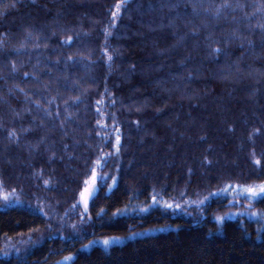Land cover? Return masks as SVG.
<instances>
[{
  "label": "trees",
  "instance_id": "trees-1",
  "mask_svg": "<svg viewBox=\"0 0 264 264\" xmlns=\"http://www.w3.org/2000/svg\"><path fill=\"white\" fill-rule=\"evenodd\" d=\"M261 183L264 0H0V264H264Z\"/></svg>",
  "mask_w": 264,
  "mask_h": 264
},
{
  "label": "snow or ice",
  "instance_id": "snow-or-ice-1",
  "mask_svg": "<svg viewBox=\"0 0 264 264\" xmlns=\"http://www.w3.org/2000/svg\"><path fill=\"white\" fill-rule=\"evenodd\" d=\"M119 7H120V6L118 5V8H119ZM116 15H117V12H114V13H113V17H115ZM106 33H107V30H106ZM71 42H72V38L69 37V39L66 40V41H64L63 43H64V44H70ZM216 52L219 53V49H217ZM69 59H71V57H70ZM111 59H112V57L109 56V61H111ZM25 75H27V74H25ZM97 103H99V101H98ZM97 123H99V121H98ZM257 132H258V130H257ZM121 138H122L121 130H120L119 127H117V128H116V135H115V144L113 145V147L116 149V152H117V153L119 152L120 148L122 147V144H121ZM102 159H105V158H104V157L99 158V159L96 160L95 163H96L97 165H99V164L101 163V160H102ZM254 163H255L256 165H260L261 161H260L259 159H257V160L254 161ZM91 171H92V177H93L92 183H93L94 185H97V186H98L97 177H96V169L93 168ZM115 179H116V178L113 177V180H115ZM46 183H47V182H46ZM86 183H87V182H86ZM94 191H95L94 188H88V187H86V188L80 193L81 199L83 200L84 211H85V213H87V211H88L90 198H91L92 195L94 194ZM245 191H246V193L248 194V199H249V200H255V199H259V198H264V183H261L259 186H250V187H247ZM215 195H217V193H210L208 197H205L204 200H201V201H200V204H203V203L205 202V200H207V199H209L211 196H215ZM151 199H152V203H153V204H155V205H160L161 202H160V200L157 198L156 195H153V196L151 197ZM163 207H164L165 209H168V210H171V209H174V208L177 209V210H179V209L181 208V205L178 204V203L173 204V203H167V202H165V203L163 204ZM125 210H126V209H120V210H117V213H115L114 215L119 214V213H121V212H123V211H125ZM139 211H141V212L147 211V208H142V209H140ZM252 215L255 216L256 213H252ZM215 219H216V221L219 223V222H221V221L223 220V217H221V216H216ZM112 240H119V238H118V237H117V238H112ZM110 242H111V241H110L109 239H105V240L103 241V244H104L105 246H107V245H109ZM89 243L91 244L92 241H89ZM85 247H87V245H85ZM65 259H66V260H70L71 257H70V256H69V257H65Z\"/></svg>",
  "mask_w": 264,
  "mask_h": 264
},
{
  "label": "rangeland",
  "instance_id": "rangeland-1",
  "mask_svg": "<svg viewBox=\"0 0 264 264\" xmlns=\"http://www.w3.org/2000/svg\"><path fill=\"white\" fill-rule=\"evenodd\" d=\"M138 143L140 145L142 143V141H138ZM92 180H93V177L92 176H89L87 178V181L84 182L83 189H82V191H83L86 187H88V188H94L95 191H94V194L92 195V197L90 198V201L96 195V193L98 192L99 187H100L99 178H97L98 186L97 185H94L92 183ZM256 186H259V185H256ZM246 188L247 187L234 186V187H229V189H226L225 192L221 191L220 193L221 194H229V195H232V196H241V197L245 196L246 198H248V194L245 191ZM1 192L2 193H0V199L2 200V202L5 205L12 206V205H15V204H20L21 202L23 203V201L20 200V199H18V197L15 194H13V193H6L3 190H1ZM249 201H253V200H249ZM78 203L80 205V208H81L82 212H85L84 211V204H83V200L81 199V196H79V202ZM180 205H181L180 210H183V212L186 213L187 207L189 205L187 204V206H184L183 203H180ZM252 213H256V215L253 216ZM241 216L242 217L244 216V217H246L249 220H258L264 226V214L263 213H259L257 211H255V212L254 211H252V212H250V211H235V212L229 213L228 216H226V217L227 218H231V219H236V218L241 217ZM109 240L111 241L109 243L110 246L112 244L118 245L117 243L120 244V243H123L124 242L123 239L112 240V238H110ZM103 241L104 240H96V241L92 242L91 244H88L87 247H84V249H87L89 246H92V245H97L99 247L105 248L104 247L105 245L103 244ZM72 259H73V257H72ZM63 261H65V259ZM64 264H67V262H65Z\"/></svg>",
  "mask_w": 264,
  "mask_h": 264
}]
</instances>
